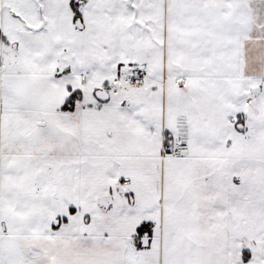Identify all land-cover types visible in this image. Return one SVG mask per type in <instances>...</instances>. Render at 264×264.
Instances as JSON below:
<instances>
[{"label": "snow or ice", "instance_id": "snow-or-ice-1", "mask_svg": "<svg viewBox=\"0 0 264 264\" xmlns=\"http://www.w3.org/2000/svg\"><path fill=\"white\" fill-rule=\"evenodd\" d=\"M0 264H264V0H0Z\"/></svg>", "mask_w": 264, "mask_h": 264}]
</instances>
